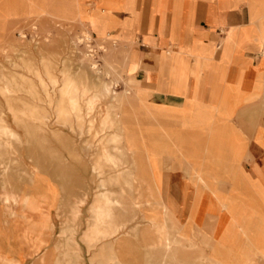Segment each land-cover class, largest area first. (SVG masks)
I'll return each instance as SVG.
<instances>
[{"label":"rangeland","instance_id":"374dc122","mask_svg":"<svg viewBox=\"0 0 264 264\" xmlns=\"http://www.w3.org/2000/svg\"><path fill=\"white\" fill-rule=\"evenodd\" d=\"M123 6V0H0V264H39L47 252L56 264L69 221L79 264H264V188L247 169L249 136L234 122L253 130L264 109V73L251 93L236 97L237 107L158 105L131 77L125 56L139 33L127 36L109 11ZM247 8L249 24L235 36L252 40L250 51L262 55V65L264 0H248ZM87 51L98 71L80 60ZM105 86L110 97L87 111ZM72 93L82 94L77 111ZM254 131L264 147V129ZM175 171L185 182L179 207L166 189ZM195 172L206 173L207 185ZM26 198L39 203L38 214L53 227L31 259L23 218L36 213H27ZM167 235L177 242L165 250L155 243Z\"/></svg>","mask_w":264,"mask_h":264},{"label":"crops","instance_id":"0c3cea01","mask_svg":"<svg viewBox=\"0 0 264 264\" xmlns=\"http://www.w3.org/2000/svg\"><path fill=\"white\" fill-rule=\"evenodd\" d=\"M123 1L125 6L109 11L118 26L127 29V36L134 38L133 33H139L138 43L132 44L125 56L131 77L137 80L138 88L152 92L150 98L158 105L195 109L237 107L241 103L236 97L245 91L251 93L264 73L262 55L250 51L254 46L252 40L235 36V29L249 24L248 0ZM262 112L251 131L243 125L245 122H234L249 136L251 164L256 163L264 178V147L254 140V130L264 129ZM117 154L125 152L118 150ZM251 164L247 169L252 180L264 188ZM194 175L207 185L205 172ZM184 183L179 171L166 176L168 197L178 207ZM162 207L167 212L166 205Z\"/></svg>","mask_w":264,"mask_h":264},{"label":"bare ground","instance_id":"6f19581e","mask_svg":"<svg viewBox=\"0 0 264 264\" xmlns=\"http://www.w3.org/2000/svg\"><path fill=\"white\" fill-rule=\"evenodd\" d=\"M98 17V15L96 16V18ZM93 25V24H92ZM84 34V38L85 40L90 39V33L88 32V30L83 32ZM22 36V32L20 33V37ZM121 38V37H120ZM21 39V38H20ZM93 39V38H92ZM80 40V39H79ZM121 41V40H120ZM7 42L10 44H13V46H17L19 47L21 43L18 42V40H16L14 37H9L7 39ZM87 48H89V46H87ZM79 60V59H78ZM80 60L82 61V63L87 62L90 66V68L94 71H98V65L96 63V61L93 59V55L91 53V51H87L86 54L82 55L80 57ZM110 70V69H108ZM69 83V80H67ZM98 82V81H96ZM71 83V82H70ZM69 83V84H70ZM83 84V83H82ZM81 84V85H82ZM71 85V84H70ZM66 86L67 83H66ZM73 86V84H72ZM104 86V85H103ZM112 86V85H111ZM81 87V86H80ZM87 87V86H86ZM70 88V86H69ZM68 88V90H69ZM85 88V87H83ZM75 89V87H74ZM82 89V88H81ZM73 90V89H71ZM77 90V89H76ZM84 91V90H83ZM82 91V92H83ZM88 91V88H87ZM86 91V92H87ZM74 92V91H73ZM77 92V91H76ZM71 94V93H70ZM73 94V93H72ZM82 95V94H81ZM80 95V96H81ZM85 95V92L83 93L82 96ZM93 95V94H92ZM111 95V91L109 89L108 86H105L103 88V90L99 93H97L94 98L87 103V111H91L93 110L94 106L98 103L104 101V99H106L107 97H110ZM117 95V94H116ZM79 94H73V102L72 104H74V110L77 111L78 108L75 107V100L77 101L78 98H80ZM71 97V96H70ZM71 98V99H72ZM112 98L115 100L117 99L115 94L112 95ZM118 101V99H117ZM108 110V109H107ZM110 113V111H109ZM107 113V114H109ZM111 117V114H110ZM4 126V125H3ZM4 128V127H3ZM81 128V127H80ZM103 128V127H102ZM2 129V128H1ZM0 129V130H1ZM82 129V128H81ZM8 132V131H7ZM11 137V136H9ZM115 152V151H114ZM118 152V150H117ZM121 152V151H120ZM122 155V154H121ZM127 176V175H126ZM8 185V183L3 182V186L6 187ZM24 201V205L26 206L25 208L27 209V213L33 212L36 214H28V217L23 218L25 219V230L23 232V238H22V242L26 245V249H27V255L29 257V259L33 258L41 249H43L46 245L45 243V238H47L49 236V234L51 233L53 227L51 224V221L49 219V216H47V214H38L41 211V207L39 205V203H37L36 201L33 202L31 201V199L26 198V199H22ZM23 203V202H22ZM24 207V206H23ZM77 209V208H76ZM109 211V210H108ZM110 218V216H109ZM107 219V218H106ZM166 224H168V221L166 220ZM73 223L72 222H66L65 223V229L63 230V235L61 236V240L58 242V244L56 245L55 250L59 251H63V254L61 256L60 259H58L56 261V264H79L81 261V250L77 244L76 238H75V230L73 227ZM115 228V227H114ZM121 229V228H120ZM77 234V233H76ZM168 234H170L168 232ZM89 237V236H88ZM176 238V237H175ZM174 235L173 237L170 235H167L165 237V239L163 240V242H158L155 243L157 246L159 245L160 247L163 246L166 249H171V246L173 243H176L177 241L175 240ZM131 239V238H130ZM129 242V241H128ZM21 246V245H20ZM174 246V245H173ZM188 247H191V243H187ZM25 248V247H24ZM23 248V249H24ZM163 248V249H164ZM26 252V251H25ZM168 252V251H167ZM27 258V257H25ZM52 259V255L51 253H46L43 258L41 259L39 264H49V261ZM30 261V260H29ZM28 261V262H29ZM31 262V261H30ZM29 262V263H30ZM51 262V261H50ZM4 264H9L7 261L4 262ZM19 264V263H18ZM166 264V263H165ZM215 264V263H214ZM218 264V263H216Z\"/></svg>","mask_w":264,"mask_h":264}]
</instances>
